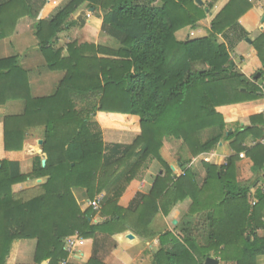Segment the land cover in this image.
Segmentation results:
<instances>
[{"label":"trees","instance_id":"16d2710c","mask_svg":"<svg viewBox=\"0 0 264 264\" xmlns=\"http://www.w3.org/2000/svg\"><path fill=\"white\" fill-rule=\"evenodd\" d=\"M61 1L66 2L59 6ZM214 2L199 7L195 0H0V41L29 17L47 68L65 72L53 96L34 98L16 59L0 60V107L23 103L21 115L4 119V149L21 151L28 132L42 129L46 155L44 167L38 158L27 175L19 173L18 163L0 162V264H6L18 240L36 241L35 264H61L69 255L65 240L76 234L95 247L86 264H104L98 244L112 249V237L128 230L143 240L155 238V217L168 215L186 199L191 204L185 221L206 214V243L199 245L186 235L183 223L177 226L180 233L166 231L158 237L156 253L146 252L152 264H204L208 258L255 264L264 255V237L257 236L264 230L258 221L264 212V184L252 194L255 184H240L235 173L240 153L250 158L255 175L264 173V147L243 146L250 135L261 137L256 126L264 121L251 117L250 128L230 132L217 112L264 97V24L251 44L259 62L251 69L247 64L236 68L230 57L247 37L239 24L251 9L246 0H230L211 21L210 35L185 41L175 37L181 30H195L211 15ZM81 7L103 12L101 31L118 42V49L76 41L56 46L58 36L85 26L84 16L71 18ZM240 69L263 80L251 82ZM100 128L137 136L127 145H106ZM169 140L179 142L183 155L190 157L223 141L234 155L219 167L204 164L205 177L197 187L188 170L173 180L161 156ZM153 161L162 173L149 193H137L128 207H121V196ZM41 178L46 182L34 197L13 194L14 185ZM77 191L86 200L102 194L100 210L82 211Z\"/></svg>","mask_w":264,"mask_h":264},{"label":"crops","instance_id":"0c3cea01","mask_svg":"<svg viewBox=\"0 0 264 264\" xmlns=\"http://www.w3.org/2000/svg\"><path fill=\"white\" fill-rule=\"evenodd\" d=\"M201 1L203 3L209 2V0ZM214 3L216 5L217 0ZM219 3L220 0L218 4ZM250 3L252 8L239 19L240 26L246 32H250V35L241 40L239 44L234 47V49L231 51L232 53L230 56L232 62L238 69L246 64L250 69L259 64L258 60L255 59L251 44L254 38L260 35V27L264 24V0H250ZM92 11L94 10L91 9V12ZM78 16H84V18L86 19V15L82 12L79 13ZM205 20L200 21L199 24H202ZM101 27V14L99 17L96 15V13H92L87 17L85 26L82 29H71L72 31L65 32L60 36H70L72 40L78 42V44L93 43L96 45L108 46L111 49L118 48V42L102 33ZM201 31V29H184L177 32L175 37L178 41H182V39L184 37H187L188 35L192 38V36L197 33L198 36ZM186 32L187 34H185ZM181 35L183 36V38L180 37ZM60 36H58V38ZM247 40H249L250 42H247ZM222 42L226 43L224 39H222ZM8 58H15L17 66L27 73L31 95L34 98H45L53 96L56 93L59 84L65 77V72L50 71L47 68V64L38 49L35 39V21L30 19L29 17L21 18L18 21L14 32L8 38L0 41V60ZM241 72L247 78L253 79V81H257L259 79L261 82L263 80L260 79V74L259 76H254V78L257 77V79L254 80V78L250 75V72H246L243 70H241ZM217 110L222 115L224 123L226 124L227 129L230 132H233L235 130L242 131L245 128L251 127V117L261 116L262 121H264V97L256 101L223 106L218 108ZM22 112L23 103L20 101H9L4 106L0 107V162L8 161L12 163H18L19 173L21 175H27L33 171V164L36 159H40L41 165L43 161L46 162V155L43 154V130H30L28 132L27 138L23 143V148L19 152H7L4 149V119L8 116L21 115ZM256 127L261 130V137L255 138V136L250 135L244 142V147L251 148L257 144H260L264 147V125H257ZM102 134L104 143L108 142L110 144L120 145L130 144L137 136V133L135 132L104 128ZM124 138L128 140H125ZM115 139H117V141H115ZM120 139L121 141H119ZM125 141L128 142L125 143ZM219 146L222 153H215V157L218 158L217 160H215V163L220 164V159H224V161L222 162V164H224L228 157L234 155V152L229 147V144L227 142L221 143ZM183 154L184 152L181 151L180 143L176 141L166 142L161 149V156L171 170L179 167L178 165L180 164V159H183ZM44 165H42V167H44ZM156 166L157 165H155L154 161L147 163L146 167L139 174L138 180L132 182L128 186L124 194L121 196L119 200V205L121 207H128L137 193L144 195H147L149 193L156 176L162 173L161 168H159L158 166V169H155ZM252 166L253 163L250 158H248L245 153H240L239 160L235 165L237 178L239 177L240 173L247 174L248 177L251 176ZM199 169H201V167ZM200 175L202 176V173H200ZM259 177L264 178V173L253 180L252 183L255 184L256 187H252V194L256 191L257 188L261 187L259 184H256L259 180ZM45 182L46 178L37 180L28 179L23 183L14 185L12 187V191L16 196L27 195L32 198L37 194V192H39L40 185L44 184ZM240 184L246 183L240 182ZM76 198L79 204L85 202L86 207V202L88 200L83 197V192L77 191ZM249 199V204H253L255 200L252 195H250ZM190 204L191 200L186 199L183 202L176 204L175 207L171 209L168 215L165 216L160 212L151 224V229L155 234V238L143 240L132 231L128 230L112 237L113 241L116 243V245L112 249H108L106 245L105 247H102L98 244L97 247L100 248L99 257L102 259V262L104 264H152L149 256L146 255V252L156 253L159 250L158 237L166 231L175 232V227L179 224V221H181V216L183 217L184 213L188 211ZM81 209L83 211L85 210L82 207ZM262 214L263 216L261 215V218L258 219L260 223H264V212H262ZM95 222L100 221L95 220ZM174 222L176 224H173ZM171 225L173 228H171ZM130 235L133 237L128 238V236ZM257 236L259 238L264 237V230H258ZM35 249V240L14 241L11 245L9 255L6 259V264H35ZM93 249L95 250V247H93V244L91 243L77 245L68 255V258L65 261L66 264H86L92 257ZM65 251L67 250L65 249ZM41 264H48V261H44ZM218 264L222 263L218 262ZM255 264H264V255L258 256L255 260Z\"/></svg>","mask_w":264,"mask_h":264},{"label":"rangeland","instance_id":"374dc122","mask_svg":"<svg viewBox=\"0 0 264 264\" xmlns=\"http://www.w3.org/2000/svg\"><path fill=\"white\" fill-rule=\"evenodd\" d=\"M212 1L213 0H209V2H206V3L209 4ZM229 1L230 0H224V1L223 0L221 1L220 0V3L218 4L219 0H217V4L218 5L217 4L215 5V8L211 11L212 12L211 15L207 16L205 18L206 20L204 19L205 21H203L202 24H199L198 23L196 29H201L202 30L198 34V36H197V33H195V35H193L192 38L189 35L187 37H184L183 38V36L181 35L180 37L183 38L182 41L183 40L185 41L187 39L188 40H190V39H197L199 37H204V36L210 35V28H211V25L210 24H211V21L224 8V6L226 5V3H229ZM65 2L66 1H61L60 4H59V6H62ZM249 4L251 6V3L250 2H249ZM203 7H204V4H203ZM251 8H252V6H251ZM81 12L86 15V20H87V17L90 16L92 13H96V15L99 16V17H100V14H101V16H103V12H101L99 10H96V11L94 10V11L91 12V9H85L84 7H81V8H79V10H77V12L75 14H73L71 16L72 20H74L79 15V13H81ZM70 31H72V30H70ZM185 34H187V32ZM245 34L247 36H249L250 35V32H246L245 31ZM251 34H253V33H251ZM256 38H254V39H256ZM217 39H218L219 42H222V39H224V38L222 37V35H218L217 36ZM71 42H75V41H73L70 36L62 35V36H60L58 38V40L56 42V46L57 47H59V46L64 47L66 44H69ZM63 44H64V46H63ZM116 49H118V48H116ZM231 53L232 52H230V56H231ZM251 82H255V81H253V79H251ZM217 112L219 113L218 110H217ZM93 130L95 132V128H93ZM100 132H101L102 139H103V134H102L103 133V128H100ZM207 137H208V134H206L204 136V139L207 138ZM124 139L125 140H128L126 138H124ZM115 141H117V139H115ZM119 141H121V139ZM169 141L170 142H174V140H169ZM126 142H128V141H125V143ZM221 143H225V142L223 141V142H220V144ZM105 144L106 145H114V144H110L108 142H106ZM219 145L216 148H214L213 150L209 151V152L200 153V154H198L196 156H193V157H190V155H188V154L183 155V159L181 158L180 159L181 161L179 162L180 164L182 163L183 166H181L179 164L178 165L179 167H176V168H174L172 170L170 169L171 172H172V175H173V180H175L178 177L184 176L185 172L188 170L193 175V180L195 181V183L197 184V187H198L202 183L201 180H203L204 177H205V173H204L203 168H202L203 165L204 164H209V165H214L216 167H219L222 164V162L224 161V159L223 160L220 159V164L215 163V160L218 159L217 157H215V153L216 154L217 153H222ZM146 165L144 166V168L146 167ZM155 165H157L159 168H161V166L157 162H155ZM157 166H156L155 169H158ZM200 167H201L202 170L199 169ZM141 171L138 173V176L141 173ZM201 171H203V172H201ZM200 173H202V176L200 175ZM252 174H251V176L248 177L247 174L240 173L239 174V177L237 179L239 180V182H242V183H250V182H253V180L256 179V177H258L257 175H254L253 172H252ZM138 176L136 177V179L134 181L138 180V178H139ZM236 177H237V174H236ZM197 179H199V180H197ZM256 184H259L260 186H262L264 184V178L259 179ZM255 187L256 186H254V188ZM249 201H250V199L248 198V202ZM80 207L84 208L85 210L87 209L85 207V202L84 203H80ZM186 213H187V211L184 213V216L183 217L181 216V221H179V224L177 226L180 227V225L184 223V226L187 228L185 230L186 231L185 234L188 235V236H190L192 238V240H195L199 245H204L206 243L207 236L210 233L209 226H208V223L206 221V214H201V215L199 214L198 216H194V218L193 217L190 218L189 221H185V215H186ZM177 226L175 227L174 234H178V233L181 232V230L179 228L177 229ZM171 228H173L172 225H171Z\"/></svg>","mask_w":264,"mask_h":264},{"label":"built area","instance_id":"2783aa9c","mask_svg":"<svg viewBox=\"0 0 264 264\" xmlns=\"http://www.w3.org/2000/svg\"><path fill=\"white\" fill-rule=\"evenodd\" d=\"M247 1L250 2V0H247ZM103 199H104L103 195H98L93 200H88L86 202V208H90L93 211L98 212L101 208ZM83 244L84 243L82 239L79 238L78 235L76 234L75 236L68 238L65 241V245H66L65 249L67 250L66 252L70 254L77 245H83ZM61 264H66V262L64 261Z\"/></svg>","mask_w":264,"mask_h":264},{"label":"water","instance_id":"95a60500","mask_svg":"<svg viewBox=\"0 0 264 264\" xmlns=\"http://www.w3.org/2000/svg\"><path fill=\"white\" fill-rule=\"evenodd\" d=\"M195 3L199 7H203V4H204L201 0H195ZM247 42H250V41L247 40ZM257 76H259V75H257ZM256 79H257V77L254 78V80H256ZM44 164H45V161L42 162V165H44ZM173 224H176V223L174 222ZM132 237L133 236H131V235L128 236V238H132ZM204 264H218V261L214 260V259H211V258H208V259L205 260Z\"/></svg>","mask_w":264,"mask_h":264}]
</instances>
